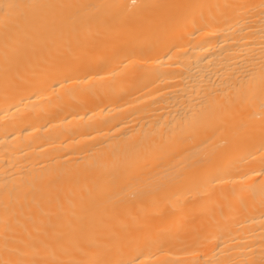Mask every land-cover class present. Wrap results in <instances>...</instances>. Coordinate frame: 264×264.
Returning a JSON list of instances; mask_svg holds the SVG:
<instances>
[{"label": "bare ground", "instance_id": "6f19581e", "mask_svg": "<svg viewBox=\"0 0 264 264\" xmlns=\"http://www.w3.org/2000/svg\"><path fill=\"white\" fill-rule=\"evenodd\" d=\"M135 3L0 0V264L264 258L259 111L169 140L259 60L264 0Z\"/></svg>", "mask_w": 264, "mask_h": 264}, {"label": "snow or ice", "instance_id": "6c2138e0", "mask_svg": "<svg viewBox=\"0 0 264 264\" xmlns=\"http://www.w3.org/2000/svg\"><path fill=\"white\" fill-rule=\"evenodd\" d=\"M135 3L134 7H145ZM155 6V5H153ZM9 8L17 7L16 5H8ZM31 8H65L74 7V5L64 4H32L28 5ZM112 7H118L113 5ZM236 85L228 90L225 95L229 98L228 105H219L214 99L207 105H201L197 112L191 113L185 120L182 121L183 127L180 135L177 137L171 134L170 142L179 143L184 139L194 136L201 129L212 127L218 124H223L227 121L230 115V108L250 106L257 109L260 113L259 131L264 137V44L261 45L259 60L255 54L248 57L246 62L238 67L235 74ZM62 83V82H59ZM254 83L258 87H253ZM258 101V102H257ZM213 239L216 237L213 235ZM264 257V253H262ZM39 264V262H37ZM93 264H126L124 261H112L106 259H98ZM208 264H237L235 261H209ZM260 264H264V258Z\"/></svg>", "mask_w": 264, "mask_h": 264}]
</instances>
